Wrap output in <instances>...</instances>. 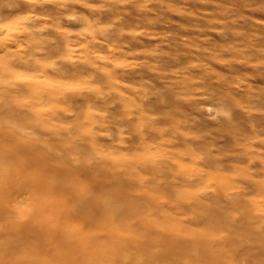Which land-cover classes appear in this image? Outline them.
Returning <instances> with one entry per match:
<instances>
[{"label": "clouds", "instance_id": "9594fccd", "mask_svg": "<svg viewBox=\"0 0 264 264\" xmlns=\"http://www.w3.org/2000/svg\"><path fill=\"white\" fill-rule=\"evenodd\" d=\"M0 264H264V0H0Z\"/></svg>", "mask_w": 264, "mask_h": 264}]
</instances>
